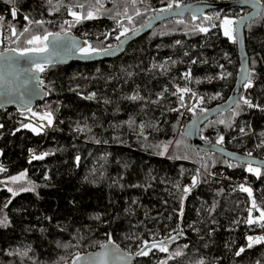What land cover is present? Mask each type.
Segmentation results:
<instances>
[{
  "label": "trees",
  "instance_id": "1",
  "mask_svg": "<svg viewBox=\"0 0 264 264\" xmlns=\"http://www.w3.org/2000/svg\"><path fill=\"white\" fill-rule=\"evenodd\" d=\"M188 1L194 0H0V37L9 40L0 43V52L30 47L26 40L33 35L64 31L101 50L169 3ZM260 1L262 13L245 26L249 74L243 96L204 123L200 137L217 143L223 136L217 144L264 159ZM246 11L210 10L209 21L189 14L171 18L113 59L45 65L47 97L34 108L47 107L53 122L43 119L39 134L24 127L30 112L0 110V177L25 171L36 187L13 197L0 190V210L9 221L0 226V264H74L77 255L109 240L136 254L132 264H264V242L248 247L249 236H264V220L256 219L260 211L248 215L241 190L248 177L264 195V169L257 167L256 175L247 164L196 149L181 127L195 100L200 106L193 116L230 95L238 48L223 34L221 21ZM89 12L95 18L84 19ZM184 88L190 91H177ZM253 134L257 154L251 151ZM32 150L47 155L33 159ZM249 218L255 223L248 224ZM144 241L148 248L163 241L167 251L156 247L137 255Z\"/></svg>",
  "mask_w": 264,
  "mask_h": 264
},
{
  "label": "water",
  "instance_id": "2",
  "mask_svg": "<svg viewBox=\"0 0 264 264\" xmlns=\"http://www.w3.org/2000/svg\"><path fill=\"white\" fill-rule=\"evenodd\" d=\"M179 6L178 8L173 6L172 9L166 12H156L140 26L120 37L114 45L104 48L108 49L107 53L101 49L92 55H83L80 49L87 48L89 45L86 40L71 31L53 32V34H59V37H49L47 42L48 51L35 54L31 59L29 57H19L18 51H11L12 49L0 52L3 54L0 55V110L15 109L22 113L31 112L37 103L46 99L47 90L41 86V72L35 70V64L32 63V59L41 62L43 66L113 59L119 56L128 44L147 34L154 26L165 20L182 18L189 14L192 17L195 16V18L205 16V19L209 21L207 19L209 17L206 14L207 11L218 8H243L247 9V11L235 19L237 23L233 26L235 29L234 35L237 38L236 44L239 58V69L236 74L234 87L225 100L214 104L186 121L182 128V133L196 149L214 152L231 161L264 169L263 158L242 154L217 143L203 141L200 137V130L204 123L221 113L231 110L243 96L244 85L249 74V59L245 45V26L262 13L263 5L261 1L259 0V3H257L256 0H194L181 3ZM104 244L107 245V249L98 247L93 251L77 255L73 263L88 264V261L93 257L99 261L100 255L105 251H109L108 264H132L136 254L124 251L113 241L112 243L107 241ZM117 247L119 255L125 257V259L114 260L112 258L111 250ZM77 257H80V259L78 260Z\"/></svg>",
  "mask_w": 264,
  "mask_h": 264
},
{
  "label": "snow or ice",
  "instance_id": "3",
  "mask_svg": "<svg viewBox=\"0 0 264 264\" xmlns=\"http://www.w3.org/2000/svg\"><path fill=\"white\" fill-rule=\"evenodd\" d=\"M97 2H99V0H97ZM257 3H259V0H256ZM49 3H51V0H49ZM177 8L180 7L179 4H176L175 5ZM80 7H83V5H81ZM173 8V4L169 3L167 8L165 9H161L160 11L161 12H166L170 9ZM139 14V13H137ZM13 15L15 16V10L13 11ZM71 15H73L74 17H76V22H79L81 17L76 13V12H72ZM84 19H93L95 18L93 16V14L91 12H89L87 14V16L83 17ZM195 19V16L193 17ZM27 19V17H26ZM207 19H211L210 17H208ZM183 22V21H181ZM36 23H42V22H39L37 21ZM237 23V21L235 20H232V19H229L227 17H225L222 21H221V26L223 27V34L229 38V40H231L233 43H236L237 42V38L236 36L234 35V31L235 29L233 28V25H235ZM216 25H213V27H215ZM28 29L25 28L24 29V32H27ZM127 30H125L126 32ZM199 31L201 32H207L208 29L207 28H199ZM122 35L124 33H121ZM22 35V33H21ZM51 36H56L57 38L59 37V34H53V33H46L45 35L43 36H40V35H33L31 36V38L27 39L26 40V44L27 45H30V47H26V48H23V49H20L18 51V56L19 57H29L30 59L35 55V54H41V53H46L48 51V46H47V42L49 41V37ZM117 39H119V37H117ZM177 43H179V41H177ZM11 51H17L16 49H12ZM81 53L85 56H89V55H92L93 53H96L100 50L98 49H95V48H92L91 46H88L87 48H81L80 49ZM103 51L105 53L108 52V49H103ZM0 55H3L2 53H0ZM195 62V61H193ZM32 63L35 64V70L37 72H43L45 69H44V66L41 62L35 60V59H32ZM186 76H190V73L189 74H186ZM221 79L225 78V76L221 75L220 77ZM247 86H251V84L249 83ZM178 92H189L190 89L188 88H184V89H177ZM91 98V97H89ZM131 99H137V97H131ZM181 99V102L183 101V96L180 97ZM201 102L202 101V98H201ZM244 103L246 105H248L249 107H253L254 105H252L251 101L248 100V99H245L244 100ZM30 110V109H29ZM192 110V109H190ZM33 115H36L35 113H33ZM42 119H45L47 120V123L48 125H51L52 122H53V117H52V113L51 112H48L46 113L43 117H41ZM220 123H224V121H220ZM0 127H3V125H0ZM24 127H30L29 125H24ZM31 130L37 134H39V129H37L36 127H32ZM241 131H243V129H241ZM223 136L219 137L217 143H222L223 142ZM44 155H47V153H45ZM44 155H40V156H34L33 159H43L44 158ZM250 155V154H249ZM79 159V157H77V160ZM229 167H232V165H229ZM4 169L3 168H0V171H3ZM247 171L249 172H254L256 175H260V170L258 168H253L251 165L248 166V169ZM13 182H16L18 180V177H12L11 178ZM196 185V178L193 177V187ZM26 191L28 189H25ZM241 190L242 191H245V192H248L249 195H251V189L249 188H245L243 186H241ZM9 191H12V189H9ZM184 191L187 193V192H190L191 191V188H188L186 187L184 189ZM14 195L16 193H13ZM253 207H256L255 205V201H253ZM182 214V213H181ZM250 217H251V210H250ZM260 219L261 220H264V211H261L260 213ZM0 223H4L3 221H0ZM248 224H252V223H255V221L251 218H249V220L247 221ZM6 226V224H5ZM264 226V225H262ZM248 241H249V244H248V247H252L254 243H262L264 242V236L262 237H256V238H253L251 236L248 237ZM109 243H112L111 240H109ZM164 242L163 241H160L159 243H153L151 245V248H156V247H159V250L162 251V252H166L167 251V248L163 246ZM144 248L141 249V251L139 253H137V255H143V256H146L148 255L149 251H151V248H148V241H144ZM100 247L102 249H107V245L105 244H101ZM241 252L244 251L243 248L240 249ZM111 254H112V258L114 260H123L125 259V257L123 256H120L119 255V249L118 247L117 248H114L111 250ZM177 255H180V253H177ZM237 255H239V253H237ZM108 258H109V251H105L103 252L101 255H100V259L99 261L96 260L95 257L91 258L89 261H88V264H108ZM77 259L79 260L80 257H77Z\"/></svg>",
  "mask_w": 264,
  "mask_h": 264
},
{
  "label": "rangeland",
  "instance_id": "4",
  "mask_svg": "<svg viewBox=\"0 0 264 264\" xmlns=\"http://www.w3.org/2000/svg\"><path fill=\"white\" fill-rule=\"evenodd\" d=\"M229 19L235 20L236 18H229ZM222 29H223V27H222ZM122 32H124V30ZM5 36L6 35H4V37ZM45 77H47V74L46 75L44 74V78ZM199 106H200V101L199 100H195L190 106H188L185 109V111L183 112L182 120H181V127L183 126V124L186 121H188L191 117H193L192 113L194 112L193 111L194 107H199ZM190 109H192V110H190ZM25 119L27 120L26 125H29L30 129L32 127H36L37 129L42 130L45 127L44 120L42 118H41V120H35V119H31V118H25ZM45 121L47 122V120H45ZM253 146H255V147H257L259 149V147L257 145V142L255 140V135L254 134L252 135V147ZM252 167L253 168H257L255 166H252ZM247 169H248V166H247ZM12 177H18V180L16 182H13L12 179H11ZM1 189L7 190L9 192V194L11 195V197H13V196H15L17 194H20L22 192H33V191L36 190V187H35L34 182L27 177L26 172L25 171H20V172H18L16 174L8 176V177H3V178L0 177V190ZM9 189H12V191H9ZM25 189H28V190L26 191ZM13 193H16V194L14 195ZM261 195H263V194H261ZM252 219H254V218H252ZM256 219H260V215L257 216ZM0 221L4 222V223H0V226H5V224L7 226L9 224V221L7 219V216L5 214L4 209L0 210ZM158 264H165V260L164 259L161 260Z\"/></svg>",
  "mask_w": 264,
  "mask_h": 264
},
{
  "label": "built area",
  "instance_id": "5",
  "mask_svg": "<svg viewBox=\"0 0 264 264\" xmlns=\"http://www.w3.org/2000/svg\"><path fill=\"white\" fill-rule=\"evenodd\" d=\"M0 43L3 46H7L9 44V40H7L4 36L0 37ZM41 86L46 90L48 88V84L45 81L44 75H41ZM50 112L49 109L47 107H41V108H34L29 115V118L31 119H41V117H43L46 113ZM33 113H35L36 115H33ZM186 123V122H185ZM184 123V124H185ZM183 124V126H184ZM182 126V128H183ZM215 143V142H214ZM254 154H257V147L253 146L252 150H251ZM37 155V151L32 150L30 152V157ZM257 156V155H255ZM1 168V166H0ZM223 176H225L226 172L222 173ZM243 184L245 185L246 188L251 189V195L248 194V192H246V195L248 197L249 200V205H248V215L250 216V210H251V217H254V211H264V195H261L254 187L253 182L251 181V179H249L248 177L245 178L243 181ZM253 201H255V205L256 207H253ZM259 223L262 221L261 219L257 220Z\"/></svg>",
  "mask_w": 264,
  "mask_h": 264
},
{
  "label": "crops",
  "instance_id": "6",
  "mask_svg": "<svg viewBox=\"0 0 264 264\" xmlns=\"http://www.w3.org/2000/svg\"><path fill=\"white\" fill-rule=\"evenodd\" d=\"M34 109V108H33Z\"/></svg>",
  "mask_w": 264,
  "mask_h": 264
}]
</instances>
